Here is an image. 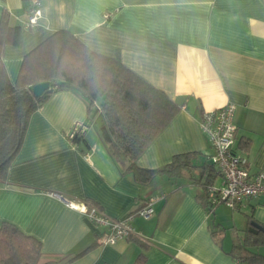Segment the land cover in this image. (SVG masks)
Wrapping results in <instances>:
<instances>
[{
  "label": "crops",
  "instance_id": "obj_1",
  "mask_svg": "<svg viewBox=\"0 0 264 264\" xmlns=\"http://www.w3.org/2000/svg\"><path fill=\"white\" fill-rule=\"evenodd\" d=\"M28 3L0 0V16L8 12L10 24L20 26L17 43L6 44L2 55L12 81L30 49L55 30L69 29L180 104L138 156L139 166L156 168L175 153L195 151L192 170L203 181L213 163L200 116L230 102L236 150L247 157L251 172L264 168V0H41L33 27L25 24ZM75 121L87 124L85 144L68 139ZM102 125L101 112L89 119L87 101L77 91L51 92L30 114L0 181V224L11 222L39 239L42 263L242 264L230 249L243 240L250 221L264 224V194L231 208V234L221 208L206 211L199 198L203 187L187 170L180 177L157 174L148 183L120 173L100 139ZM220 182L217 174L213 184ZM58 193L87 199L110 217L128 218L133 233L101 242L106 227L67 206ZM151 198L153 213L137 214Z\"/></svg>",
  "mask_w": 264,
  "mask_h": 264
},
{
  "label": "trees",
  "instance_id": "obj_2",
  "mask_svg": "<svg viewBox=\"0 0 264 264\" xmlns=\"http://www.w3.org/2000/svg\"><path fill=\"white\" fill-rule=\"evenodd\" d=\"M19 30V25L10 24L9 13L4 11L0 16V181L6 180L7 169L21 144L30 114L51 93L35 95L32 86L47 81L53 91L73 89L83 96L91 121L101 112L100 139L120 173H131L137 182L148 183L157 174L180 177L187 170L203 187L199 198L206 211L214 212L222 202L211 204L207 187L213 184L219 172L211 164L201 181L192 170L197 166L192 159L197 154L195 151L175 153L169 162L156 168L141 167L136 162L178 112V102L127 67L118 56L91 49L69 29L55 30L30 49L12 81L2 55L6 44L17 43ZM98 97L102 98L100 102ZM73 141L85 144L84 137H75ZM262 246L264 228L257 232L246 230L243 240L235 242L230 252L242 264H264V252L259 251ZM41 254L39 239L25 234L11 222L0 224V264L56 263L53 259L42 263Z\"/></svg>",
  "mask_w": 264,
  "mask_h": 264
},
{
  "label": "built area",
  "instance_id": "obj_3",
  "mask_svg": "<svg viewBox=\"0 0 264 264\" xmlns=\"http://www.w3.org/2000/svg\"><path fill=\"white\" fill-rule=\"evenodd\" d=\"M41 7V0H30L29 6L25 9L27 27L37 24ZM234 107V104L229 102L204 110L199 119L200 127L211 144L212 152L209 158L221 176L219 185H208V199L211 204L222 202L231 208L243 205L250 196L264 194V168L251 172L247 157L238 152L234 146L237 132L233 119ZM85 128L87 124L82 121H75L70 127L67 136L74 146L77 144L73 139L84 137ZM57 195L67 206L86 213L92 222L106 227L101 242L112 243L133 233L128 218H113L84 199L72 198L61 193ZM153 201L154 198L148 200L136 210V213L144 217L151 215Z\"/></svg>",
  "mask_w": 264,
  "mask_h": 264
},
{
  "label": "water",
  "instance_id": "obj_4",
  "mask_svg": "<svg viewBox=\"0 0 264 264\" xmlns=\"http://www.w3.org/2000/svg\"><path fill=\"white\" fill-rule=\"evenodd\" d=\"M32 91L35 95H40L43 92L49 93L53 91V88L50 87L49 82L47 81H43V82H38L35 83L32 86ZM264 227H262L257 221H250L248 230L253 231V232H257L259 229H262Z\"/></svg>",
  "mask_w": 264,
  "mask_h": 264
},
{
  "label": "rangeland",
  "instance_id": "obj_5",
  "mask_svg": "<svg viewBox=\"0 0 264 264\" xmlns=\"http://www.w3.org/2000/svg\"><path fill=\"white\" fill-rule=\"evenodd\" d=\"M101 97H98V99H97V101L98 102H100L101 101ZM101 121V116H100V118L98 119V122H100ZM97 122V123H98ZM217 207H219V208H221V210L220 211H222V215L224 216V219L223 220H225V222H226V224H228L229 225V227H228V232H231V234L233 233L232 232V219H231V212H232V210H231V207H228L226 204H224V203H221V204H219ZM234 213H239L237 210H235V212ZM236 215V214H235ZM236 217V216H235ZM211 219H212V216L210 217ZM234 220H236V219H234ZM237 225H239V226H241L240 225V223L238 222L237 223Z\"/></svg>",
  "mask_w": 264,
  "mask_h": 264
}]
</instances>
